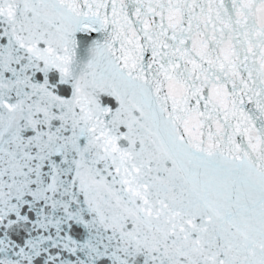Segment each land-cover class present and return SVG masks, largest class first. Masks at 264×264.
<instances>
[{
    "label": "snow or ice",
    "instance_id": "6c2138e0",
    "mask_svg": "<svg viewBox=\"0 0 264 264\" xmlns=\"http://www.w3.org/2000/svg\"><path fill=\"white\" fill-rule=\"evenodd\" d=\"M0 264H264V0H0Z\"/></svg>",
    "mask_w": 264,
    "mask_h": 264
}]
</instances>
